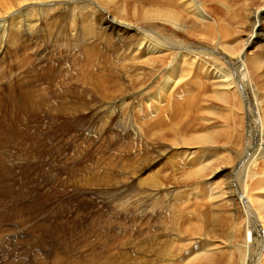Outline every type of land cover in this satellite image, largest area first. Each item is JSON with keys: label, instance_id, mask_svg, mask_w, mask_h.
Returning <instances> with one entry per match:
<instances>
[{"label": "rangeland", "instance_id": "1", "mask_svg": "<svg viewBox=\"0 0 264 264\" xmlns=\"http://www.w3.org/2000/svg\"><path fill=\"white\" fill-rule=\"evenodd\" d=\"M215 2L205 3L211 31L195 22L198 33L185 36L157 22L138 35L109 28L107 16L135 22L132 0H0V264H181L201 246L166 233L182 211L211 212L217 196L233 194L235 202L211 212L225 217L218 241L225 223L245 220L238 188L264 212V72L248 66L255 56L264 62V0ZM152 32L204 50V62L225 73L246 49L247 79L227 103L209 85L196 109L182 90L160 96L164 75L137 79L138 67L121 65L131 53L124 41ZM227 44H240L238 54ZM212 131L219 145L193 142ZM184 215L178 224H196ZM167 244L179 250L165 252ZM223 250L221 264H233Z\"/></svg>", "mask_w": 264, "mask_h": 264}, {"label": "bare ground", "instance_id": "2", "mask_svg": "<svg viewBox=\"0 0 264 264\" xmlns=\"http://www.w3.org/2000/svg\"><path fill=\"white\" fill-rule=\"evenodd\" d=\"M132 1L133 3L131 7L135 22L128 23V21H126L124 24L122 22L111 20L110 17L107 16V19H105V21L108 24L109 28H112L113 30L120 29V31H123V34L127 35H131L132 33L138 35L139 33H142L141 30L143 29V27L140 25L145 24V22H150L149 24L157 22L158 25L163 28L166 26L172 27L177 30L179 34L185 36H194L198 33V31L193 26V24L195 22H198L206 23L207 26L205 27L206 30H204V33L211 31L212 24L208 22L209 19L206 13L208 11L205 6V3L209 0ZM212 1L215 2L217 0ZM219 2L221 1H218V3ZM223 2H225L224 4H226V1ZM121 7L122 9H119L117 13L120 15L126 14V7L124 5H122ZM261 12L262 11L256 12L257 19H260ZM152 33L153 35L151 34V38L144 36L129 37L131 40L124 41L125 44L127 43L130 45L129 51L131 53L128 60H122L121 65L123 69L127 70L128 67L126 66V63L129 61V63L134 67H138L139 69L137 79H141L145 74L151 75L152 73H157L160 75H164V77H166L167 83L166 86L161 87L160 96L161 92L163 94L162 96H164L165 88L167 89L169 87H172V93L175 95L180 93V91L182 90V93L187 92V98L191 99V105L194 109H196L197 104L207 97L203 92L200 91V88L209 85L211 87L219 88V91L217 93L220 97L219 99L223 103H227L228 98H231L235 93L234 90H238L237 92H239L240 82L248 76L245 68V61H247L246 56L248 55V53L245 49L243 52L238 54L240 50V44H227L225 46L226 48L224 50L229 54H238L236 64H233V66H231L232 72L225 73L220 65L209 66L206 62H204V57H208V55L202 52L204 50L200 48L194 49L190 46L184 45L183 43L174 40L170 36L164 37L163 35L162 37L160 33L158 36L156 35V32ZM197 51L199 53H197ZM256 57L257 56L248 61L250 74L264 72V62H262V58L257 59ZM229 63L232 64L231 61H229ZM197 72L199 73L197 76H195ZM204 76L209 78L210 81H206V78ZM256 82L260 83L262 82V79L260 77H257ZM184 85H187V87L189 85H194V87H196L198 90L194 94L190 93L189 91L184 90ZM260 89L264 90V84L260 86ZM175 107L177 108L175 120H177L180 111L183 110L177 104ZM256 135L260 137L259 133H257ZM192 140L198 145L214 146L215 144L219 145L221 143V135L218 132L212 131L210 132V134L193 136ZM183 141L185 143L186 139H183ZM248 154H251L250 159L256 155V153L254 154V152ZM261 154L262 155L260 157H264V151ZM3 164L0 156V165L3 166ZM211 165L212 164H209L208 167H210ZM202 171L204 170L202 169ZM218 174L219 173H217L215 176H217ZM257 176L258 174L247 173V178L254 179ZM243 178L244 177H242V179ZM261 182L264 183L262 178ZM211 190L212 189H210L209 191L211 192ZM215 190L217 189H213L212 193H214ZM255 194L262 196L259 193ZM234 198L235 196L231 193L224 196H217L216 199H220V201L213 206L211 212H213V209L219 212L223 211L225 206L231 205L232 202H235ZM236 200L239 202L240 207L245 213V220H243L241 224H237L235 222L225 223L228 233L224 234L223 236L221 235L223 239H221L220 241L216 239V227L225 222V217L212 215L209 209V212H197L195 210L185 209L186 211H182L181 214L179 213L181 215H178L180 218H183L185 216L184 214H187V216L189 214H193L196 224H193V222H191V220L187 217L184 218V223L182 224H178L182 222V218L181 221L177 223V225L171 222L174 225L170 226L167 223L169 226H165L167 228L166 233L173 234L175 232L182 240H201V242H199L201 244L199 251H197L193 246L191 256L186 257L184 260H181V264H221L222 261H219V253H225L223 249L231 251L232 254L229 258L233 264L264 263V212L262 208L258 210L253 208V205L255 203H259L261 201L255 200L248 194H244L242 189L240 188H238V196L236 195ZM177 206L178 204L176 205V208H178ZM193 209H195V207ZM171 211L174 212V210ZM248 212L251 214L252 212H254L252 214L253 217L255 216L254 220H249L246 217V213ZM173 219L175 218L173 217ZM162 220L166 221L165 218ZM176 220H178V218ZM242 226H245V229L243 230L246 233L245 235H239L238 233V227L241 228ZM148 235H151V233H148ZM154 243L163 244L165 242L155 241ZM165 247H167L165 249V252L173 253L176 250H179L180 245L167 244V246ZM153 252H155L154 248H152L147 253ZM156 259L159 260L160 257H158L157 255L154 260ZM153 262L154 261L152 260L145 259V264H153Z\"/></svg>", "mask_w": 264, "mask_h": 264}]
</instances>
